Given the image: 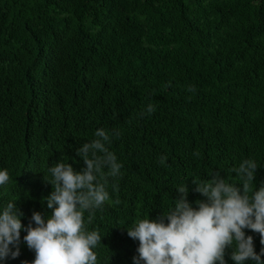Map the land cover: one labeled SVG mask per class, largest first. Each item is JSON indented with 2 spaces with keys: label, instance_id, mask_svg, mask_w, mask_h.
<instances>
[{
  "label": "trees",
  "instance_id": "obj_1",
  "mask_svg": "<svg viewBox=\"0 0 264 264\" xmlns=\"http://www.w3.org/2000/svg\"><path fill=\"white\" fill-rule=\"evenodd\" d=\"M98 129L122 167L90 222L84 213L85 228L101 237L96 264H133L139 242L126 228L168 213L180 185L196 207L204 197L193 180L218 171L240 184L232 169L252 159L258 190L264 0H0V170L9 175L0 212L17 203L25 227L33 212L49 215L52 186L43 177L52 179L48 169L60 159L77 172L86 167L76 149ZM244 232L259 254V234ZM26 234L20 255L0 264H32Z\"/></svg>",
  "mask_w": 264,
  "mask_h": 264
},
{
  "label": "clouds",
  "instance_id": "obj_2",
  "mask_svg": "<svg viewBox=\"0 0 264 264\" xmlns=\"http://www.w3.org/2000/svg\"><path fill=\"white\" fill-rule=\"evenodd\" d=\"M187 90L194 92L195 88L189 86ZM154 111L149 104L146 112ZM94 135L96 139L76 149V156L86 167L77 172L60 159L48 169L52 179L46 181L43 177L52 186L44 201L51 210L49 215L33 212L25 227L21 223L24 213L17 203H7L0 212V259L20 255L23 230L27 233L23 241L35 254L32 264H96L92 249L101 237L97 231L85 228L84 213H89L90 222L95 210L109 199V178L119 176L122 165L106 146L110 143L108 132L98 129ZM165 160L166 157H159L161 164ZM257 169L252 159L233 168L240 184L226 182L218 171L211 179L193 180L192 191L204 197L195 201L196 207L188 201L189 187L178 186L174 207L168 213L156 220H137L126 228L127 235L139 242L133 264H227L225 249H232L233 244L230 259L234 264L249 260L264 264V247L257 254L253 237L244 232L249 229L258 233L264 246V182L258 190L252 189ZM8 180L7 169L0 170V186Z\"/></svg>",
  "mask_w": 264,
  "mask_h": 264
}]
</instances>
